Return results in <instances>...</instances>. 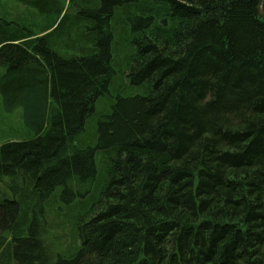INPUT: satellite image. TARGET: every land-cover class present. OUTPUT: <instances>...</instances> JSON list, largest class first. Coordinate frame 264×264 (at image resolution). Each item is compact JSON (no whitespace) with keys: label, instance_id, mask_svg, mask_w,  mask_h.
Instances as JSON below:
<instances>
[{"label":"trees","instance_id":"16d2710c","mask_svg":"<svg viewBox=\"0 0 264 264\" xmlns=\"http://www.w3.org/2000/svg\"><path fill=\"white\" fill-rule=\"evenodd\" d=\"M15 1L0 96L34 137L0 145V264H264L261 0ZM31 8L62 17L37 32ZM115 33L147 93L80 146Z\"/></svg>","mask_w":264,"mask_h":264},{"label":"rangeland","instance_id":"374dc122","mask_svg":"<svg viewBox=\"0 0 264 264\" xmlns=\"http://www.w3.org/2000/svg\"><path fill=\"white\" fill-rule=\"evenodd\" d=\"M64 9L71 10L74 6L73 0H63ZM31 25L34 31L39 32L42 28H47L56 20L59 22L56 12L42 13L37 8H31ZM12 14V16L29 15L28 9L15 0H0V14ZM132 46L124 39L122 35L115 33L113 44V67L116 71L113 82L109 88V93L102 96L96 103V112L89 118L85 131L80 134L78 141L80 146H94L97 143V128L99 117L108 114L111 106L116 102L119 96L145 95L147 90L142 85H132L128 78L129 58L132 54ZM3 99L0 96V145L10 140L32 139L33 133H30L24 123L22 108L19 107L12 112L4 109ZM64 236H66L64 234ZM66 249V247L64 248Z\"/></svg>","mask_w":264,"mask_h":264},{"label":"water","instance_id":"95a60500","mask_svg":"<svg viewBox=\"0 0 264 264\" xmlns=\"http://www.w3.org/2000/svg\"><path fill=\"white\" fill-rule=\"evenodd\" d=\"M262 3H263V0H261V2H260L259 14L264 19V11H263V8H262Z\"/></svg>","mask_w":264,"mask_h":264}]
</instances>
